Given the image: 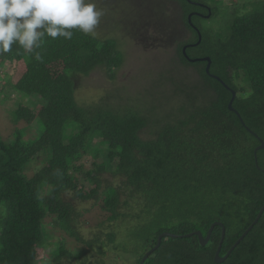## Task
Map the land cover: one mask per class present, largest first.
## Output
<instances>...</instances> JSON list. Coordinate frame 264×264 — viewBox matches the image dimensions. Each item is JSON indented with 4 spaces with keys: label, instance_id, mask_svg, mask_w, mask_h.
I'll return each instance as SVG.
<instances>
[{
    "label": "trees",
    "instance_id": "1",
    "mask_svg": "<svg viewBox=\"0 0 264 264\" xmlns=\"http://www.w3.org/2000/svg\"><path fill=\"white\" fill-rule=\"evenodd\" d=\"M181 1L179 22L192 38L171 45L179 64L197 66L202 87L175 85L181 99L169 101L166 112L151 108L144 116L142 110L120 113L77 102L78 80L100 68L113 80L124 64L115 39L72 30L70 40L45 37L31 54L13 45L0 55V63L23 61L26 66L11 91L42 104L36 138L25 140L26 133L18 130L10 142L0 139V264H86L92 251L105 257L111 246L140 264L164 233L184 237L163 238L144 264H216L223 227L221 257L254 223L264 207V148L256 153L258 165L254 155L264 141V1L236 14L215 34L198 24L216 14L208 0ZM185 47L190 59L210 58L209 73L207 62L184 57ZM36 52L42 61L35 59ZM54 63L62 66L55 77L49 70ZM233 92L237 113L229 108ZM145 133L154 137L144 139ZM33 143L46 157L29 178ZM89 157L92 164L85 170L82 161ZM104 174L121 185L103 180ZM69 194L100 204L114 230L104 239L85 240L82 214L65 199ZM48 218L53 228L85 248L72 253L62 244L40 262L38 249L52 246L47 244ZM214 223L222 226L215 227L206 246L197 235L185 237L200 232L206 238ZM221 264H264V213Z\"/></svg>",
    "mask_w": 264,
    "mask_h": 264
},
{
    "label": "rangeland",
    "instance_id": "2",
    "mask_svg": "<svg viewBox=\"0 0 264 264\" xmlns=\"http://www.w3.org/2000/svg\"><path fill=\"white\" fill-rule=\"evenodd\" d=\"M176 1L178 2L93 0L96 8L103 13L94 33L99 39L110 38L120 41L118 45L124 55V64L113 80L103 68L78 80L76 100L79 104L96 108L103 106L108 110H119L120 113L128 109L142 110L143 115L148 116L151 114L149 112L151 108H154L156 113L166 112L170 109L169 101L172 103L180 101L181 97L176 94L175 85L188 84L190 87L195 85L202 87V83L197 80L199 78L197 66L188 67L179 64L176 46L171 45V42L177 39L187 41L192 38L191 33L185 32L179 22L183 2ZM259 1L264 0H208L216 14L212 18L198 20V24L207 33L215 34L226 28L236 14L250 12L253 4ZM61 68L60 63L49 65L50 73L54 77ZM25 70L23 61L3 60V63H0V139L3 142L13 140L18 130L26 133L25 140L34 139L35 135L40 134L37 116L42 104L36 99L23 97L10 89L11 85L20 80ZM4 91L9 93L5 94ZM142 137L152 139L154 136L145 133ZM30 147L29 154L34 160L26 168V175L32 178L42 168L46 154L36 143ZM90 161H92L90 157L82 161L85 170L90 169L92 164ZM102 179L112 182L116 187L122 183L120 179L110 174L102 175ZM87 192L88 190H85L86 195ZM65 199L82 214L80 231L85 240H90L95 235H100L104 239L108 232L114 230V226H109L111 223L107 221V214L100 209V204H95L92 200L80 202L73 199L72 194L66 195ZM45 227L50 238L47 244L52 246L48 250L38 249L40 262L49 260L50 252H58L62 244L72 253L85 248V245L75 239H68L61 231L53 228L50 218L46 220ZM185 237H191V234ZM111 247L105 250V257H102L97 250L92 251L86 264H102L101 260L105 261V264H132L133 260L119 254Z\"/></svg>",
    "mask_w": 264,
    "mask_h": 264
},
{
    "label": "clouds",
    "instance_id": "3",
    "mask_svg": "<svg viewBox=\"0 0 264 264\" xmlns=\"http://www.w3.org/2000/svg\"><path fill=\"white\" fill-rule=\"evenodd\" d=\"M102 15L93 0H0V55L13 45L31 54L45 37L70 40L72 30L94 34Z\"/></svg>",
    "mask_w": 264,
    "mask_h": 264
},
{
    "label": "water",
    "instance_id": "4",
    "mask_svg": "<svg viewBox=\"0 0 264 264\" xmlns=\"http://www.w3.org/2000/svg\"><path fill=\"white\" fill-rule=\"evenodd\" d=\"M211 14L209 13L208 17L207 18H210ZM189 20L191 21V15L189 16ZM202 40V37L201 35L199 34V42ZM199 44V43H198ZM196 44V45H198ZM188 47V46H187ZM187 47H185L183 49V55L184 57L189 61V62H192V63H195V62H207V67L206 68V72L209 73L210 72V68H211V60L210 58H202V59H190L189 56L187 55L186 51H187ZM234 98H235V93L233 92V99L232 101L230 102L229 104V108L236 112L233 108H232V105H233V101H234ZM237 113V112H236ZM261 141V146L257 147L254 151V155H255V162H256V165H258V160H257V157H256V153L260 150V149H263L264 148V141ZM263 213H264V207L261 209L258 217L256 218V220L254 221V223L246 230V232L240 237V239L237 241V243L235 244V246L228 252V254L225 256V257H221L220 255V251H221V248H222V244H223V240H224V237H225V228L223 227V232H222V240H221V243L218 247V250L216 252V255H215V263L216 264H221V263H224L228 257L231 255V253L234 251V249L236 248V246H238L240 244V242L242 240L245 239V237L252 231V229L255 227V225L259 222V220L261 219V217L263 216ZM217 226H222V224L220 223H214L209 232H208V235L206 236V238L203 237V235L200 233V232H196L194 234H191L192 235H197L199 237V241L200 243L202 244V246H206L210 239H211V236H212V233L215 229V227ZM165 237H172V238H178V236L176 235H173V234H170V233H164L162 234L159 238H158V242H157V245L155 248H153L152 250H150L141 260L140 264H144L146 262V260L157 250L159 249L160 245H161V241L163 238Z\"/></svg>",
    "mask_w": 264,
    "mask_h": 264
},
{
    "label": "flooded vegetation",
    "instance_id": "5",
    "mask_svg": "<svg viewBox=\"0 0 264 264\" xmlns=\"http://www.w3.org/2000/svg\"><path fill=\"white\" fill-rule=\"evenodd\" d=\"M205 8V7H204Z\"/></svg>",
    "mask_w": 264,
    "mask_h": 264
}]
</instances>
